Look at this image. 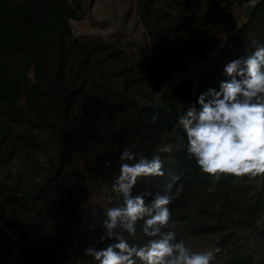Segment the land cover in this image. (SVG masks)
<instances>
[{
  "label": "trees",
  "instance_id": "trees-1",
  "mask_svg": "<svg viewBox=\"0 0 264 264\" xmlns=\"http://www.w3.org/2000/svg\"><path fill=\"white\" fill-rule=\"evenodd\" d=\"M93 1L0 0V264H67L83 212L86 248L110 243H98L105 211L86 205L101 187L114 197L106 208L117 206L124 148L164 161L163 177L133 189L172 197L163 231L194 251L218 248L211 264H264V175L203 173L177 123L188 107L199 109L200 93L218 90L228 62L264 46V0L245 12L250 0H133L146 60L119 40L76 31ZM222 38L213 67L164 87L170 70L188 57L204 62ZM164 144L170 153L159 152ZM142 229L141 220L124 236L144 245L152 238ZM78 262L98 264L85 251Z\"/></svg>",
  "mask_w": 264,
  "mask_h": 264
},
{
  "label": "clouds",
  "instance_id": "clouds-1",
  "mask_svg": "<svg viewBox=\"0 0 264 264\" xmlns=\"http://www.w3.org/2000/svg\"><path fill=\"white\" fill-rule=\"evenodd\" d=\"M223 75L227 79L220 81L218 90L209 88L199 94L195 102L199 109L188 107L177 118L186 133V151L203 173L217 179L226 174L250 178L264 175V46L228 62ZM156 99L159 101V96ZM157 119L154 115L152 122ZM171 151L170 144L159 149L161 153ZM119 160L124 163L112 185L117 206L104 208V234L98 241L110 243L99 249L88 247L85 255L98 264H211L218 248L194 251L184 241H177L174 231H163L170 221L171 196H153L147 188L133 194L139 179L165 175L160 155L137 159L135 152L124 148ZM110 165L111 161L105 163V167ZM181 191L178 187L177 195ZM149 197L152 199L147 203ZM113 199L109 195L106 202L112 204ZM141 220L143 233L152 239L144 245L130 244L124 233L135 236Z\"/></svg>",
  "mask_w": 264,
  "mask_h": 264
},
{
  "label": "rangeland",
  "instance_id": "rangeland-1",
  "mask_svg": "<svg viewBox=\"0 0 264 264\" xmlns=\"http://www.w3.org/2000/svg\"><path fill=\"white\" fill-rule=\"evenodd\" d=\"M75 29L78 33L100 34L110 40H119L135 54L137 59H148V38L135 14L133 0H94L87 8L85 16L75 22ZM205 68H208V66L203 64L202 61L197 62L191 57L187 58V62L184 65L189 78L195 77L197 79L199 72H203ZM172 85L174 84L165 80L164 87ZM95 191L90 198L89 206L86 205V209L100 214L106 208L109 190L97 187ZM88 241L89 238L87 236L85 245L76 252L71 248L70 257L66 262L79 264L78 259L85 251Z\"/></svg>",
  "mask_w": 264,
  "mask_h": 264
},
{
  "label": "built area",
  "instance_id": "built-area-1",
  "mask_svg": "<svg viewBox=\"0 0 264 264\" xmlns=\"http://www.w3.org/2000/svg\"><path fill=\"white\" fill-rule=\"evenodd\" d=\"M255 1L250 0L249 4H253ZM224 46V40L220 39L216 43H214L209 48V52L203 62V64L207 65L208 67L214 66V61L219 55L221 49H223ZM189 79V74L186 69L184 68H174L170 70V72L167 75V79L170 83L176 84L177 82H180L182 80ZM87 214L85 212L82 213V217L80 218V224L77 227V231L72 235L71 242H72V250L74 252L78 251L80 248H82L85 245L87 234L83 230L84 225V219L86 220ZM67 264H71V262H68Z\"/></svg>",
  "mask_w": 264,
  "mask_h": 264
},
{
  "label": "water",
  "instance_id": "water-1",
  "mask_svg": "<svg viewBox=\"0 0 264 264\" xmlns=\"http://www.w3.org/2000/svg\"><path fill=\"white\" fill-rule=\"evenodd\" d=\"M249 8H251V6L250 5H246L244 8H243V12H245L247 9H249Z\"/></svg>",
  "mask_w": 264,
  "mask_h": 264
}]
</instances>
